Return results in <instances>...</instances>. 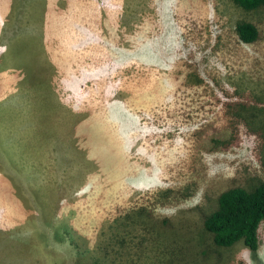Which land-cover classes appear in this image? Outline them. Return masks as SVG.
Returning <instances> with one entry per match:
<instances>
[{
	"label": "rangeland",
	"instance_id": "rangeland-1",
	"mask_svg": "<svg viewBox=\"0 0 264 264\" xmlns=\"http://www.w3.org/2000/svg\"><path fill=\"white\" fill-rule=\"evenodd\" d=\"M262 182L264 4L0 0V264H264L203 226Z\"/></svg>",
	"mask_w": 264,
	"mask_h": 264
},
{
	"label": "trees",
	"instance_id": "trees-1",
	"mask_svg": "<svg viewBox=\"0 0 264 264\" xmlns=\"http://www.w3.org/2000/svg\"><path fill=\"white\" fill-rule=\"evenodd\" d=\"M233 1L245 9L264 4V0ZM236 30L244 43H251L259 36L257 27L249 21L237 23ZM263 219L264 182L250 191L240 186L223 190L218 196L216 209L205 217L203 226L212 234L216 245L228 247L242 240L254 256L258 249L257 230Z\"/></svg>",
	"mask_w": 264,
	"mask_h": 264
}]
</instances>
